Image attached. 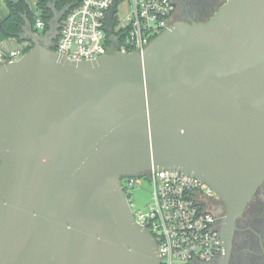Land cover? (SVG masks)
Instances as JSON below:
<instances>
[{
    "label": "water",
    "instance_id": "95a60500",
    "mask_svg": "<svg viewBox=\"0 0 264 264\" xmlns=\"http://www.w3.org/2000/svg\"><path fill=\"white\" fill-rule=\"evenodd\" d=\"M50 9L44 34L24 15L33 46L0 63V264H161L122 178L169 168L220 197L227 264L264 182V0H226L141 52L82 61L55 51L64 12Z\"/></svg>",
    "mask_w": 264,
    "mask_h": 264
},
{
    "label": "built area",
    "instance_id": "2783aa9c",
    "mask_svg": "<svg viewBox=\"0 0 264 264\" xmlns=\"http://www.w3.org/2000/svg\"><path fill=\"white\" fill-rule=\"evenodd\" d=\"M53 5L64 12L54 49L75 61L106 53L141 52L174 22L177 11L174 0H60L59 8L56 1H50L49 8ZM114 6L113 29L109 32V14ZM121 10L125 14L119 17ZM38 11L33 12L37 15L35 27L44 34L49 23ZM29 46L0 50V63L19 60ZM144 177L152 185V202L146 209L133 210L132 192L142 186ZM122 187L135 220L153 234L161 264H217L215 260L224 247L211 202L220 197L209 183L169 168L125 176Z\"/></svg>",
    "mask_w": 264,
    "mask_h": 264
},
{
    "label": "flooded vegetation",
    "instance_id": "af4514ba",
    "mask_svg": "<svg viewBox=\"0 0 264 264\" xmlns=\"http://www.w3.org/2000/svg\"><path fill=\"white\" fill-rule=\"evenodd\" d=\"M174 1L177 4L174 21L186 22L205 21L209 19L217 10L218 6L224 2L223 0ZM28 19L37 31L31 18L28 17ZM59 28L60 21L58 22V33L53 38V45L57 43ZM211 207L218 218V225L221 227V218L224 214V206L221 199L213 200ZM236 226L227 264H264V182L259 186L257 192L248 203L243 215L238 218ZM223 253L224 251L217 259L222 258Z\"/></svg>",
    "mask_w": 264,
    "mask_h": 264
},
{
    "label": "trees",
    "instance_id": "16d2710c",
    "mask_svg": "<svg viewBox=\"0 0 264 264\" xmlns=\"http://www.w3.org/2000/svg\"><path fill=\"white\" fill-rule=\"evenodd\" d=\"M50 1H56L57 7L59 8L60 0H37V8L40 10L41 16L46 20L47 25L53 18V12L49 8ZM5 2L9 9V14L0 21V30L7 38L17 37L19 39L18 35L22 33L25 22L24 15L31 18L34 26L36 24L37 15L33 13L26 0H5ZM48 27L49 26H47V28ZM32 46L33 45H30L28 47L27 52Z\"/></svg>",
    "mask_w": 264,
    "mask_h": 264
},
{
    "label": "rangeland",
    "instance_id": "374dc122",
    "mask_svg": "<svg viewBox=\"0 0 264 264\" xmlns=\"http://www.w3.org/2000/svg\"><path fill=\"white\" fill-rule=\"evenodd\" d=\"M26 1L28 2L32 11L37 14L39 12L37 8V0H26ZM223 1L225 2L226 0ZM220 6H218V8ZM8 14H9V9L7 7L5 0H0V21L2 20L1 18H4V16ZM123 14H125V11L121 10L118 16L122 17ZM29 45H31V41L20 40L17 37L7 38L3 35V33L0 30V50L9 51L10 49L23 48ZM132 197L134 200L133 210H136L138 208L139 209L148 208V206L152 202V185L147 178L145 177L143 178V184L141 187H137L133 190Z\"/></svg>",
    "mask_w": 264,
    "mask_h": 264
},
{
    "label": "crops",
    "instance_id": "0c3cea01",
    "mask_svg": "<svg viewBox=\"0 0 264 264\" xmlns=\"http://www.w3.org/2000/svg\"><path fill=\"white\" fill-rule=\"evenodd\" d=\"M5 17V16H4ZM2 19V18H1Z\"/></svg>",
    "mask_w": 264,
    "mask_h": 264
}]
</instances>
